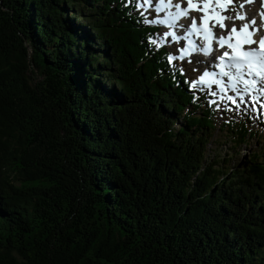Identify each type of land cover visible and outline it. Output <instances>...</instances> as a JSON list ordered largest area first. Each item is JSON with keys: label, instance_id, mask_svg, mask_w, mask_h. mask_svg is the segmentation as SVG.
<instances>
[{"label": "trees", "instance_id": "1", "mask_svg": "<svg viewBox=\"0 0 264 264\" xmlns=\"http://www.w3.org/2000/svg\"><path fill=\"white\" fill-rule=\"evenodd\" d=\"M137 4L0 0V264H264V117Z\"/></svg>", "mask_w": 264, "mask_h": 264}, {"label": "bare ground", "instance_id": "2", "mask_svg": "<svg viewBox=\"0 0 264 264\" xmlns=\"http://www.w3.org/2000/svg\"><path fill=\"white\" fill-rule=\"evenodd\" d=\"M151 1L153 2V0ZM167 1H177L180 8L176 13L170 15L169 19L163 21L162 25L169 27L171 32L177 35L178 43L182 41V37H184L185 43H188V46L183 47L185 51H178V54L184 53L182 56L193 61L201 60V66H206L209 58L217 61L219 60L218 56L223 57L225 53H229V49L232 48L228 46L229 37H232L231 43L235 45L238 39L242 41L247 36L252 41L249 47L251 45L253 47L259 46L260 41L264 40V0H260L259 4L257 0L247 1L248 3L244 5L241 12L245 18L241 14H234L227 18L224 17L223 22L219 18L212 19L214 17L213 12L217 11L223 16V14L227 15V10L223 12L214 4L209 3L205 9L204 4L200 6L194 1L193 4L198 5L199 10H192L188 5V0ZM206 17L207 19H205ZM222 23L223 27H220L219 25ZM254 27L257 28L255 32H253ZM233 28L237 29L235 33L232 32ZM221 37L224 38L223 46L221 45ZM248 44L241 43L244 47ZM231 80L235 83H242V73L234 72ZM244 84L246 85V82Z\"/></svg>", "mask_w": 264, "mask_h": 264}, {"label": "rangeland", "instance_id": "3", "mask_svg": "<svg viewBox=\"0 0 264 264\" xmlns=\"http://www.w3.org/2000/svg\"><path fill=\"white\" fill-rule=\"evenodd\" d=\"M194 1H197L200 6H203L204 4V0H193V3ZM247 1L250 2L252 0H210V2H213L216 6H219L223 12L227 10V15L223 14V16L217 13V11L214 12V17L221 19V22H223L225 18L230 17L234 14H241V16L245 18V16L241 12L244 5L248 3ZM167 2L171 3L172 5L168 4ZM177 3V1L174 2L167 0H153V2L151 0H138L137 9H143L142 14L147 13L149 17H151V19L146 21L147 24H158L161 26V29L159 30V33L157 35L159 45L168 50V52L170 53L169 57L172 61H177L185 66L184 72L187 75V78L193 80V82L196 83L204 82V80L202 79L205 78V67L201 66V62H195L196 60L193 61L190 59H186L184 56H182V53L178 54V51L184 52L185 50H183V47H186L188 44L185 43L184 37H182V41L178 43L179 38L177 37V35L173 34L169 27L162 25L163 21L169 19L170 15H173L179 10L180 7ZM257 3L259 4L260 0H257ZM256 30L257 28L254 27L253 32H255ZM173 43H175V45H173ZM213 81L218 86H215L214 88L215 91L218 92V95L221 96L220 93L222 91L224 95H232V98L237 99L238 104H234L233 108L230 110L231 114H233L237 109L245 108L252 116L255 117L254 121L256 122L257 119H259L258 112H260L264 117V96L257 98L255 92L253 93L250 89H247V91L235 90L228 78L226 82H221L220 78ZM225 84L227 85V87L224 86ZM240 88L242 89V87ZM253 130L262 133V137H264V129L260 124L255 123ZM221 135L222 138L220 140L221 144L219 145V149L221 152V156L223 157V154L225 152L231 153L233 150L231 149L232 143L229 142L226 144L224 140L227 137V133L223 132L221 133ZM259 145L260 143L255 136V138L250 141V144L248 146L242 145L241 148L243 150L241 151L240 157L244 158L245 154H248L251 150L258 148ZM215 147H217V145L215 143H212L208 146V149L213 151Z\"/></svg>", "mask_w": 264, "mask_h": 264}, {"label": "snow or ice", "instance_id": "4", "mask_svg": "<svg viewBox=\"0 0 264 264\" xmlns=\"http://www.w3.org/2000/svg\"><path fill=\"white\" fill-rule=\"evenodd\" d=\"M210 3V0H204V6L205 9H207L208 4ZM188 5L192 10H199V6L193 4V0H188ZM207 19V17L205 18ZM212 19H217L216 17H212ZM191 23V21H190ZM220 27H223V24L219 25ZM237 29L233 28L232 32L235 33ZM221 45L223 46V40L224 38L221 37ZM232 37H229L228 40V46L233 47L234 49H239L241 43H252L251 40L245 36L243 40L240 39L237 40V43L233 45L231 43ZM261 49L259 52L256 51H244V52H238L235 57H233L234 60H236L238 63L244 62L247 63L250 67L258 65L260 68H264V40L260 41ZM225 56H227V53H225Z\"/></svg>", "mask_w": 264, "mask_h": 264}]
</instances>
